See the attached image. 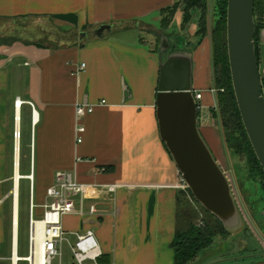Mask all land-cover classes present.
<instances>
[{
    "label": "crops",
    "instance_id": "obj_1",
    "mask_svg": "<svg viewBox=\"0 0 264 264\" xmlns=\"http://www.w3.org/2000/svg\"><path fill=\"white\" fill-rule=\"evenodd\" d=\"M178 1L0 0V264H19L28 255V239L27 253L19 254L18 247L22 181L28 209L31 197L40 219L56 170L71 172L85 185H117L111 195L89 190L84 214L62 217L70 242L93 230L101 264H174L171 242L183 191L159 136L155 100L161 56L154 33L161 11ZM181 23L182 13L176 12L170 31ZM102 24L109 30L95 35ZM166 37L172 43L173 37ZM174 45L168 53L190 55L192 93L201 91L208 103V36L193 49L187 42ZM77 104L94 105L92 113L76 119ZM77 123L84 126L80 142ZM199 127L209 145L215 142L209 125ZM91 204L98 214L88 213ZM221 253L203 249L190 264ZM235 264H264V254Z\"/></svg>",
    "mask_w": 264,
    "mask_h": 264
},
{
    "label": "water",
    "instance_id": "obj_2",
    "mask_svg": "<svg viewBox=\"0 0 264 264\" xmlns=\"http://www.w3.org/2000/svg\"><path fill=\"white\" fill-rule=\"evenodd\" d=\"M109 28L102 24L94 33L101 36ZM254 36V0H227L226 46L231 84L243 127L264 172V95ZM159 48L155 107L160 139L193 198L220 221L226 232L232 233L239 227L240 215L228 179L198 128L191 57L175 51L162 59V53L169 48L164 34Z\"/></svg>",
    "mask_w": 264,
    "mask_h": 264
},
{
    "label": "rangeland",
    "instance_id": "obj_3",
    "mask_svg": "<svg viewBox=\"0 0 264 264\" xmlns=\"http://www.w3.org/2000/svg\"><path fill=\"white\" fill-rule=\"evenodd\" d=\"M207 5V34L210 40L211 48V29L214 22L219 16L217 11L218 0H206ZM184 10L185 6L181 4L177 12ZM200 12L190 9L179 28L170 31L168 24H160V30L154 33L155 44L159 48L160 34L173 37L172 43L169 44L168 53L176 48L174 44L182 45L184 42L189 43L191 49L199 44L198 36V17ZM174 17V16H173ZM172 20V16H169ZM226 25V24H225ZM226 33V30H225ZM264 33V32H263ZM11 35L14 32L10 33ZM16 35L29 36V33L17 31ZM264 39V36H263ZM211 67V86L207 91L209 95L207 100H201L197 103L198 128L200 125H209L215 142L208 144L202 132V137L208 144L216 162L226 175L230 184L232 196L240 215L239 227L232 233H223L217 226L214 216L206 211L192 196L188 190H182L178 205V223L177 231L181 233L190 226H202L207 223L216 227L215 235L212 243L206 247L222 250L221 254L210 255L198 264H210L212 261L224 259L214 264H235L244 259H250L259 254H264V179L260 171L255 167L249 147L245 141L241 131L231 126L226 116L220 114L217 103V94L225 91V88L216 85V81L220 77L219 71L213 73L212 56H210ZM261 78V76H260ZM196 93H201L198 91ZM205 105H204V104ZM24 181L21 186L20 207H19V237L18 247L19 254L27 253V218L28 203L27 194L25 193ZM37 200V198H36ZM38 206L34 209V214L38 216ZM69 238V237H68ZM70 241H73L69 238ZM220 241V242H219ZM219 242V243H218ZM63 262L70 261V251L66 243L62 246ZM197 258V257H196ZM195 258V259H196ZM194 259V260H195ZM19 264H27L20 262Z\"/></svg>",
    "mask_w": 264,
    "mask_h": 264
},
{
    "label": "built area",
    "instance_id": "obj_4",
    "mask_svg": "<svg viewBox=\"0 0 264 264\" xmlns=\"http://www.w3.org/2000/svg\"><path fill=\"white\" fill-rule=\"evenodd\" d=\"M84 63L79 65L78 70L84 68ZM196 102L201 100V93H194ZM104 103V101H100ZM20 105L21 102L16 101ZM31 104V103H30ZM94 105L77 104L75 107L76 119H81L85 115L92 113ZM35 113V111H34ZM84 131L81 123L76 124L75 133L77 141H81L80 133ZM19 133H15L18 137ZM28 178L32 182V175ZM182 190H187L186 183L182 180L179 183ZM116 184L107 185H85L75 180L72 173L66 170H56L54 182L46 189V201L42 205L43 213L40 219H36L33 214L34 204L30 197L28 209V255L24 258L27 264H32L36 250V223L42 224L40 231V248L42 252V264H101L100 258L103 255L100 244L96 240L93 230L76 235L74 242H70L62 227V217L68 214H84L83 200L88 196L89 190L96 189L113 194ZM78 199V206H76ZM89 214H98L95 204L89 205ZM66 243L70 251V261L63 262L62 246ZM33 258V260H32Z\"/></svg>",
    "mask_w": 264,
    "mask_h": 264
},
{
    "label": "trees",
    "instance_id": "obj_5",
    "mask_svg": "<svg viewBox=\"0 0 264 264\" xmlns=\"http://www.w3.org/2000/svg\"><path fill=\"white\" fill-rule=\"evenodd\" d=\"M183 4L185 6L184 10L182 8V22L186 13L190 9L198 10L200 15L198 17V36L199 41L205 37L207 34V3L206 0H181L176 2L170 7H167L161 11L162 20L161 24L165 25L170 23L169 16H174L177 12L179 6ZM217 11L219 13L218 18L214 22V25L211 29L210 37H211V48H212V67L213 73H217V70L220 69L219 75L220 77L216 81V85L222 86L225 88V91L217 94V103L220 110V114L222 116H226L227 121L231 123V126L236 127L238 131H241L247 145L249 147L251 153V159L260 171L263 179L264 172L254 154V151L251 147L245 129L243 127L241 117L238 111V107L236 104L231 78L230 71L228 65V57H227V46H226V8H227V0H218L217 3ZM171 18V19H172ZM254 22H255V54L257 61L259 62V39L260 32L264 29V0H254ZM174 49V48H172ZM261 76V85H262V93L264 95V72L260 73ZM189 194L191 192L187 189ZM217 222V226L220 228L221 232L227 233L223 228L220 221L214 217ZM216 227H212L207 223H204L202 226H190L187 230L178 233L176 229V233L171 242V247L174 251V264H190L194 261V259L199 255V253L208 247L212 243V238L215 235Z\"/></svg>",
    "mask_w": 264,
    "mask_h": 264
},
{
    "label": "bare ground",
    "instance_id": "obj_6",
    "mask_svg": "<svg viewBox=\"0 0 264 264\" xmlns=\"http://www.w3.org/2000/svg\"><path fill=\"white\" fill-rule=\"evenodd\" d=\"M15 189H16V185H15ZM15 197H16V193H15ZM41 227H42V224L40 222H37L36 223V239H37V242H36L35 257H34V261L32 264H42V252H41L40 242H39ZM32 260H33V258H32Z\"/></svg>",
    "mask_w": 264,
    "mask_h": 264
},
{
    "label": "flooded vegetation",
    "instance_id": "obj_7",
    "mask_svg": "<svg viewBox=\"0 0 264 264\" xmlns=\"http://www.w3.org/2000/svg\"><path fill=\"white\" fill-rule=\"evenodd\" d=\"M161 35H162V34H160V39H161ZM159 44H160V41H159Z\"/></svg>",
    "mask_w": 264,
    "mask_h": 264
}]
</instances>
